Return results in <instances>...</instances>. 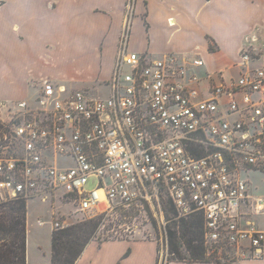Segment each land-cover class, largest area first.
<instances>
[{"label": "built area", "instance_id": "2783aa9c", "mask_svg": "<svg viewBox=\"0 0 264 264\" xmlns=\"http://www.w3.org/2000/svg\"><path fill=\"white\" fill-rule=\"evenodd\" d=\"M126 40L107 98L44 80L36 107L0 101L7 130L0 193L29 199L61 188L82 215L148 204L165 217L166 198L178 217L202 214L206 244L219 262L263 259L264 231L255 217L264 197L251 192L244 174L264 166V69L250 67L253 56L243 50L240 76L201 96L190 67L203 66L202 58L148 61L128 52ZM60 156L73 165L58 166ZM91 178L97 185L87 191Z\"/></svg>", "mask_w": 264, "mask_h": 264}, {"label": "crops", "instance_id": "0c3cea01", "mask_svg": "<svg viewBox=\"0 0 264 264\" xmlns=\"http://www.w3.org/2000/svg\"><path fill=\"white\" fill-rule=\"evenodd\" d=\"M123 39L128 52L148 61L167 54L202 58L204 65L190 71L204 96L240 76L243 50L253 56L250 67L264 69V0H0V101L15 105L37 94V106L44 80L109 97ZM248 179L251 192L264 197V166ZM255 220L264 231V212ZM145 241L150 252H143ZM158 255L154 240L92 239L75 264H157ZM51 259L52 251L43 263L27 255V264ZM240 264H264V258Z\"/></svg>", "mask_w": 264, "mask_h": 264}, {"label": "rangeland", "instance_id": "374dc122", "mask_svg": "<svg viewBox=\"0 0 264 264\" xmlns=\"http://www.w3.org/2000/svg\"><path fill=\"white\" fill-rule=\"evenodd\" d=\"M133 4L129 7L128 11L132 12ZM130 70L125 69V72ZM109 92L108 87L101 88L102 95H107ZM92 95L96 94V90L90 92ZM37 94L32 97L29 102L30 106H36ZM54 159V157H53ZM60 167H66V162L60 156L57 160ZM248 177V173L244 174ZM97 185V180L91 178L86 184L87 191L94 189ZM67 194L63 189H58L55 194L48 193L43 196L29 198L27 201L28 206V240H27V255L32 263H43L50 259L52 251V233L55 228L53 222L55 220L66 221L69 226L76 224L80 221L88 220L97 216H101V222L94 234V238L99 243L105 240L127 239V240H154L158 244V262L157 264H170L175 261H170L174 256L169 252V243L167 238L168 225L173 216L169 207H164V215L158 207L151 206V211L143 208L142 206H135L129 209H119L114 211H89L83 216L78 215L76 209L78 205L72 197L66 196ZM175 219L184 218L178 217L177 213ZM263 218L261 217L260 220ZM39 220L45 222L41 225ZM146 251L150 252L149 241H145ZM248 243V242H246ZM144 242L138 245L137 253H141ZM144 253V255H145ZM147 255V254H146ZM251 260V259H250ZM246 260H239L237 264ZM196 264H213L212 262H200Z\"/></svg>", "mask_w": 264, "mask_h": 264}, {"label": "trees", "instance_id": "16d2710c", "mask_svg": "<svg viewBox=\"0 0 264 264\" xmlns=\"http://www.w3.org/2000/svg\"><path fill=\"white\" fill-rule=\"evenodd\" d=\"M210 49H213L212 46ZM6 131L0 124V138ZM196 153L202 155L201 151ZM28 200L10 198L0 193V264H27ZM142 207L151 211L148 204ZM164 207L166 209L169 207L173 214L168 218L172 221L167 231L169 252L174 256L170 261L184 264L200 262L224 264L219 262L215 255H210L202 214L196 213L175 219L176 211L170 200L164 199ZM101 216L80 221L63 229H55L52 233L51 264H75L88 243L94 238Z\"/></svg>", "mask_w": 264, "mask_h": 264}]
</instances>
